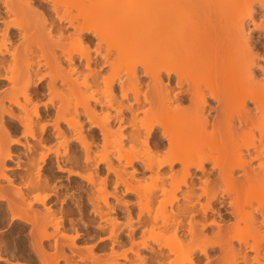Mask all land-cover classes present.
Masks as SVG:
<instances>
[{
  "label": "bare ground",
  "instance_id": "1",
  "mask_svg": "<svg viewBox=\"0 0 264 264\" xmlns=\"http://www.w3.org/2000/svg\"><path fill=\"white\" fill-rule=\"evenodd\" d=\"M1 5L0 24L3 26H0V53L1 55L10 53L9 60L13 55L10 61L14 63L7 64L6 68H3L6 70L5 73H2L3 70L0 67V74L2 73L0 90L6 83H11L13 89L17 90L19 87L21 90L11 91V87L10 89L8 87L11 91L10 95L9 91L4 92L8 86L6 84V89L4 87L0 93L3 95L1 97L7 94L4 97L5 100L8 97L9 101L6 103V108L10 102H13L14 105H18L19 109L16 107L18 110L23 109L21 110L25 113H21L25 115L21 116L17 109V115L14 114L15 106L13 107L12 104L10 105L13 108H9L13 110L6 109L2 102L3 98H0V224L18 223L12 226L11 230L8 229L7 231H10L7 234H0V262L25 264L18 261L26 259L29 262L35 254L37 258L35 262L38 260L41 264H58L61 258L66 260L65 264H74L76 262L73 261L74 255L73 258L72 254H70L71 257L66 256L65 248L58 246L60 241L57 240L66 238L71 241H69V249L70 251L74 249L73 254L78 253L75 251L81 248L90 252L89 257L81 250L80 253L84 256L80 254L82 257L80 261H85L86 254V259L90 258L93 264H99L100 256L94 253V246L80 248L77 245V247L76 238L79 234L68 235L67 230H61L66 226H64L66 217L71 215L68 211L73 212L71 209L68 210L70 205L69 208L66 207L68 211L65 208L59 210L62 202L66 200L60 201V205L58 201L59 207H51L50 204L54 202L51 201L50 204L47 202L52 195L55 197L60 195L56 198L63 199L61 194H64L55 191L57 185L51 182L54 181V179L51 180L52 175L49 174L51 177H48V173L42 172L43 169L45 170L43 164L48 159V155L54 153L56 157L53 158L57 166L55 171L58 169L64 172L67 165L78 167L79 170H72L69 167L67 173L92 185L90 190L88 189L90 193L87 192L89 197L87 200L91 202L96 213L95 219L99 215L100 221L106 220L109 223L111 228L107 237L113 242L119 234L117 228L120 231L118 227L120 222L116 217H111V212L116 209L109 201L111 197L125 206L128 216L127 225L132 226L134 220L129 206L137 205L140 210L138 218H141L145 212L149 215L142 224L144 225L145 222L147 224L150 219L149 224L152 222L150 231L157 228L169 229L174 234L172 236L176 242L180 243L179 247L184 241V244L186 242L190 244L208 240L211 237L218 238L223 229L245 223L253 235V243L250 244L247 239H239V246H236L230 239L225 243L219 241L217 244L224 254L231 256L234 264L239 261L244 264H252V262L264 264V252L261 251V242L264 240V0H2ZM18 17L19 19L21 17L23 22L20 23ZM15 38H19L16 39L19 42H16ZM69 46L75 47L76 52L70 51ZM15 51H18L23 59L27 55V63L25 60L23 62V59L18 60L20 57L15 58L18 53ZM113 54L115 56L117 54L116 59L113 58ZM4 59L0 58L2 67L6 61V58ZM64 60L66 64L69 63V68L64 64L67 66V72L63 66ZM20 61L23 69L19 68ZM116 61H121L123 67L116 68ZM23 63H26V68ZM53 63L57 65L54 70ZM41 67L45 72L49 69L54 73L42 71L41 75ZM104 68H109L108 75L103 76ZM20 69L22 72H18ZM55 73L57 75L54 77ZM61 73H63L62 76ZM45 76L51 77L48 84L41 82ZM58 77L61 79L59 82L67 85L66 88L69 87L68 91H65V87L62 86L55 87ZM23 78L25 83H21ZM18 79L20 84L16 86ZM6 80L8 82L3 84L2 82ZM38 82H41L44 87L47 85V96L59 94V99L61 97L60 100L58 99L59 102L64 103H59L58 111L54 110L56 112L54 116L48 115L49 119L51 117L54 120L55 118L52 117L57 116L53 125L50 120L45 121L47 118L44 115L45 119L44 121L41 119L43 123L40 125L42 122L39 109L41 101H37L38 95L36 96L34 92H37L35 89L38 85L35 89L34 87ZM100 82L105 86V92H103L106 96L102 95L103 98L102 91L99 92V88L96 90L100 86L97 83ZM93 83H96V88L90 92L88 90ZM115 84L119 85L120 91L115 90ZM32 85L35 86L32 87L34 90L31 88V94L28 90ZM60 90L66 96L65 92L71 91L72 94H70L75 100L71 96L64 97L65 95L61 92L56 93ZM33 92L36 96L35 102ZM42 92L39 95H42ZM20 97H24L25 99L22 100L25 101L21 103ZM54 97L49 99L50 102L44 100L43 107L47 108L46 102L54 105ZM116 99L118 101H115ZM73 104L75 108L71 107V109H75L77 117L67 118L61 114L63 110H66V113L72 111L69 107ZM98 105L107 108L102 110V116L98 113ZM78 106L82 107V115H85L84 118L86 117L89 121L91 126L90 129L87 128L91 131L89 133H85L84 125L79 121L81 112L79 113L80 109L77 111ZM115 106L114 114H112L111 110ZM28 107L31 108L30 111ZM53 107L56 108V106ZM47 111L49 112V109ZM115 113H119L120 116ZM6 114L20 122V126H23L20 132L23 133H17L19 126L6 127L7 123L4 122ZM34 118L39 119L37 122L40 121L38 125L42 134L49 124L55 127H52L56 132L53 137L63 139L62 141L60 139L61 142L57 139L61 143L60 149L63 146V152L59 148L53 149L49 146L48 141L51 136L46 137L48 134L44 135L46 138L37 136L40 131L37 129L38 125ZM115 119L120 124L116 130L113 126L111 129V124L114 125L113 122H116ZM60 120L68 124H66L67 128H74L76 136L73 137L69 133V137L74 138L72 140L76 142L75 146L77 143L80 144L78 145L85 154V159L82 157L84 163H81L80 157H77L79 154L76 156L75 152L73 153L74 150L70 151L68 156L71 138L69 139L67 132L68 130L73 132V130L70 128L64 131L65 128L62 127L61 129ZM15 132L19 134L18 137L23 134L24 137L30 136L36 140L31 141V145L28 142L30 137L28 139L26 137L29 143L26 145L24 137L25 143L22 142L21 137L14 138ZM98 136L101 137L102 145L100 146L104 145V150L107 149L109 142H117L119 147L114 144L117 147V150L115 149L118 152L117 155L114 154V156L112 154L114 151L110 150L114 158L108 154L97 162L95 155L91 156L92 148L99 144L96 145ZM13 143L26 147V151L22 152L27 153L26 162L22 161L23 155L20 152L16 154L17 160L14 161L16 162L14 167L18 164V168L24 167L26 171L22 170L24 171L22 175L19 173L20 179H16L14 174L11 176L6 173L7 161L15 156L13 150L10 151ZM57 145L59 147L58 143ZM93 153L97 155L96 151ZM65 155L67 157L64 159L62 156ZM122 160L125 161L124 164ZM64 162L69 164L67 163L64 167ZM99 162L106 163L105 170L109 175L104 173L108 176L100 175L102 168L98 167ZM139 163L140 165L137 166ZM127 167H131L132 170H128ZM49 170L52 169L49 168ZM80 170H89V172ZM57 174L53 176L58 177ZM110 175L111 178L113 175L116 177L113 191H108V184L111 185L108 179ZM138 175H143V178H137ZM147 175L151 177L152 185L145 187L143 183ZM58 179L59 177L55 178V181ZM2 180L7 186L2 185ZM51 183H55L54 189ZM59 185L61 187L62 183ZM120 185L124 187L123 193L136 195L139 200L137 202L125 200L123 198L125 194L122 192L123 195L120 194L121 189L118 190ZM82 187L81 190L78 186L74 188L75 191L83 193L87 188L82 190ZM56 192L60 194L56 195ZM80 192L74 195L78 198L75 200L71 198L72 203L75 201L78 205H76L78 211L74 208L75 203L71 208L77 212L82 210L83 204ZM249 192L256 193L257 201L260 203L259 207L252 211H246L241 202V196ZM31 193H33L32 197L34 196V198L31 197L33 200L28 198ZM177 194H180L184 200L182 206L178 205L180 197ZM55 197L53 199H56ZM202 197H206L204 203L200 201ZM34 202L43 205L46 212H43L44 209L42 213L39 212L41 208L39 210L34 208L32 206ZM46 203L50 206H46ZM102 203L105 204V208L101 205ZM154 203H157L155 208ZM175 203L179 206L176 211L173 209L167 211V205L173 207ZM64 204L68 206L67 203ZM217 204L220 206L216 207ZM221 208L225 209L224 213ZM74 213L75 211L72 214ZM187 216L190 217L187 221L188 226L182 219ZM197 217L201 219L197 220ZM81 219L83 220V217ZM66 220L71 221L70 218ZM160 220L161 224H159ZM49 226H52L50 228H53V233L47 232ZM101 226L105 227L103 224ZM211 226L216 227L217 230L215 229L216 232L214 230V234L210 236L205 231ZM27 227H30L28 232ZM134 230L132 229L129 233L130 238L133 237ZM54 233H61L63 238L56 234V237L61 239L55 238ZM53 237L55 250L51 254L50 251L53 249H50L49 253L47 248L53 245V241L46 242L47 247L44 241ZM101 239L104 240V238ZM67 241L63 242L67 244ZM137 243L135 241L131 243L129 251L136 255L135 261L138 259L140 264H148L145 254L142 255L137 249L140 246L148 247L146 239ZM135 244L138 247L134 249ZM249 251L254 253L252 257H249L251 255ZM201 252L206 258L208 257V247H202ZM117 254L128 260L127 250L121 255L119 252ZM168 256L169 253L158 249L155 257L152 258L157 264H163L169 258ZM117 257L109 264H121ZM12 259H15L14 263L11 262ZM187 259L193 264L192 258Z\"/></svg>",
  "mask_w": 264,
  "mask_h": 264
},
{
  "label": "rangeland",
  "instance_id": "2",
  "mask_svg": "<svg viewBox=\"0 0 264 264\" xmlns=\"http://www.w3.org/2000/svg\"><path fill=\"white\" fill-rule=\"evenodd\" d=\"M4 1V0H3ZM101 2V1H100ZM99 2V3H100ZM2 4V0H0V6H2L1 5ZM18 19V21L21 23V22H23V19H21V17H20V19H19V17L17 18ZM16 19V20H17ZM16 20H15V22H16ZM21 20V21H20ZM0 26L2 27L3 25L2 24H0ZM16 39H19V38H15V41L16 42H19V40H16ZM69 48H70V46H69ZM75 49V47H73V48H70V51H72L73 53H75L76 52V50H74ZM19 52H20V50H18ZM18 51H15L16 53L18 52ZM19 52L17 53V57H15V58H17L18 59V57H20L19 56ZM93 52V54H95L94 53V51H92ZM12 53V52H11ZM10 54V53H9ZM7 52L6 53H4V54H2L1 55V53H0V58L2 57V59H4V58H6V64H5V62L3 63L4 64V67H2V66H0L1 68H2V70L4 71H2V73H5V71L6 70H4L5 68H6V65L7 64H13L14 62H12V61H10L11 59H13L12 58V56H11V59L9 60V57H10V55H9ZM21 54V53H20ZM23 54H24V52H23ZM7 55V56H6ZM26 55V54H25ZM25 55H24V57H25ZM21 56H23L22 54H21ZM93 56H95V55H93ZM113 58L114 59H116L115 57H117V54H116V56H115V54H113ZM8 57V58H7ZM8 59V60H7ZM21 59H23L22 57H20V59H18V60H21ZM113 59V60H114ZM5 60V59H4ZM3 60V61H4ZM24 60L26 61L27 60V55H26V57H25V59H23V62H24ZM99 60H100V57H99ZM10 61V63H8ZM54 62V61H53ZM66 62V60H64L63 61V66H65L64 64H66L65 63ZM20 63L21 64H19V62H18V65H21V67L19 66V68H21V69H23L22 68V62L20 61ZM26 63H27V61H26ZM26 63H23V65L25 66V68H26V66L27 65H25ZM1 64H2V60H1ZM0 64V65H1ZM54 64V63H53ZM8 65V66H9ZM67 66H68V68H69V63L67 62V64H66ZM55 66H57L56 64H54V68H53V70L56 68ZM62 66V67H63ZM67 66H65L64 67V69L66 70V68H67ZM18 67V66H17ZM120 67H123V63L120 61H116V68H120ZM4 68V69H3ZM8 68V67H7ZM61 68V67H60ZM18 70V72L19 71H21L22 72V70ZM44 68L43 67H41V71H40V74H41V72L43 71V73L45 72V70H43ZM46 69V68H45ZM26 70V69H25ZM58 70H59V68H58ZM62 71H63V69H61ZM84 71L86 70V72H89V70L87 71V69H83ZM111 71V70H110ZM0 72H1V70H0ZM20 72V73H21ZM46 72L48 73V72H52V74L54 73L52 70H47L46 69ZM45 72V73H46ZM64 73H65V71H63ZM66 72H67V70H66ZM86 72H84V73H86ZM109 72V68L107 69H105L104 68V71H102V73H103V76L106 74V75H108L107 73ZM1 73V74H2ZM7 73V72H6ZM58 73L60 74V71H58ZM101 73V74H102ZM110 73V72H109ZM1 74H0V76H1ZM22 74V73H21ZM20 74V76H22ZM4 75H6V74H4ZM25 75V74H24ZM42 75V74H41ZM55 75H57V73H55L54 74V77H55ZM63 75V73H61V76ZM3 76V75H2ZM39 76V75H38ZM59 76V75H58ZM64 76H66L65 74H64ZM5 77V76H4ZM22 78V77H21ZM51 77L49 76H45V78L43 79V80H41V82L43 83V84H46L47 82H49V79H50ZM60 77H58V79H56V81H55V87H57V86H59V88L62 86V87H65L66 88V86L67 85H65V84H62V82H59L61 79H59ZM62 78V77H61ZM25 78H23V79H21V83L22 82H24L25 80H24ZM19 80V79H18ZM23 80V81H22ZM48 80V81H47ZM35 81L37 82V80H36V78H35ZM6 82H8L7 80L6 81H4V82H2L3 84H5ZM10 82V81H9ZM41 82H38L37 84H36V86L35 85H32L31 87H29V90H28V92H30L31 94H32V90H31V88L33 87V86H35L34 87V89L37 87V85H38V87H37V89H35V90H37V92L36 91H34L35 93H36V96L38 95V97L36 98V96H34L35 94H34V92H33V101L35 102V100L37 99V101L38 100H40L41 101V104L39 105V109L41 110H39L40 112H41V117L42 118H40V121H42L43 119H45V118H47V119H45V121L47 120H50V122H51V124L53 125V122L55 123V120H56V118H57V114L55 115L56 117H52V118H55V120L54 119H51V117H50V119H49V116L51 115V116H54V113H56L54 110L56 109L57 110V108L59 107V105L60 104H64V103H60L59 102V100L61 99V97H60V99H59V94L58 95H54V96H47L48 94H46V92L48 91L47 90V88H46V86L47 85H45V87H44V85H42V83ZM46 82V83H45ZM118 82V81H117ZM25 83V82H24ZM41 83V84H40ZM8 86H7V85ZM5 84V89H6V86H7V90H4V87L3 86H1V91H3L4 90V92H6V91H9V89H10V87L12 86V84L11 83H6ZM19 84H20V80L18 81V85H16V86H19ZM39 84H40V86H39ZM48 84V83H47ZM60 84H62V85H60ZM94 84V83H93ZM93 84H91L90 85V87H89V90L88 91H90V92H92V91H94L95 89L94 88H96L95 87V85H96V83L93 85ZM64 85V86H63ZM97 85H100V86H98L97 87V89L96 90H98V88H99V92L100 91H102L101 93H103V94H101V97H102V95L105 97L106 95H104L105 93V86L103 85V83L102 82H100V83H97ZM20 86H22V85H20ZM24 86V85H23ZM22 86V87H23ZM102 86H104V87H102ZM8 87H9V89H8ZM119 87L118 86V84H115V90H117V88ZM18 89H20L19 87H17ZM44 88V89H43ZM58 88V87H57ZM56 88V89H57ZM64 88V90L65 91H68V88H66L65 89ZM90 88H92V89H90ZM101 88V89H100ZM15 89V88H14ZM13 89V87H11V91L12 90H14ZM16 90V91H19V90ZM33 89V88H32ZM33 89V90H34ZM62 89V88H61ZM103 89V90H102ZM21 90V89H20ZM31 90V91H30ZM39 90H42V91H44V97H43V95H39L38 94V91ZM47 90V91H46ZM55 90V89H54ZM64 90L62 89V91L64 92ZM92 90V91H91ZM0 91V92H1ZM11 91H9V94H10V92ZM57 91H58V89H57ZM56 91V93H60L61 92V90L59 91V92H57ZM104 91V92H103ZM3 93V92H2ZM7 93V92H6ZM13 93V92H12ZM48 93V92H47ZM54 93H55V91H54ZM62 93V92H61ZM66 94H67V96L64 94V93H62L63 95H65L64 97H69L70 98V96H71V91L70 92H65ZM71 93V94H70ZM9 94H8V96H9ZM50 94V93H49ZM70 94V95H69ZM99 94V93H98ZM116 94H117V96H118V93H117V91H116ZM1 93H0V98H3V103H4V105H5V108H6V103H8L9 101H8V97H7V100H5L4 99V97H6V95L4 96V97H1ZM11 95V94H10ZM63 95H62V97H63ZM97 95V94H96ZM3 96V95H2ZM21 96V95H20ZM40 96V97H39ZM97 96H99V95H97ZM41 97H43V98H41ZM47 97H49V99L50 98H52V97H54L53 99L55 100V104L53 105H51V104H48L50 101H49V99L47 98ZM56 97H58V98H56ZM19 98V97H18ZM24 98V97H23ZM22 97H20V99H19V101L22 103L23 101H25V100H22L23 99ZM36 98V99H35ZM39 98V99H38ZM71 98H73V96H71ZM103 98V97H102ZM25 99V98H24ZM46 99H48V100H46ZM59 99V100H58ZM63 99V98H62ZM117 99L119 100V98L117 97ZM115 100V101H118V100ZM4 100H5V102H4ZM44 100L45 101H49V102H46L47 103V108L49 109V112L47 111L48 109L45 107H43V102H44ZM64 100V99H63ZM73 100H75V98H73ZM105 100H106V98H105ZM120 100H121V97H120ZM0 101H1V99H0ZM37 101H36V103H37ZM40 101L38 102V104L40 103ZM57 101V102H56ZM60 103V104H59ZM115 103V102H114ZM119 103V102H118ZM10 104H12V106L14 107L15 106V108H13V107H11V105ZM10 104H8V108L9 107H11V108H13L14 109V111L13 112H15L14 114H16L17 115V113H16V109L18 108L19 109V107H18V105H14L13 104V102H10ZM24 104V103H23ZM57 104V105H56ZM72 104V103H71ZM116 104H117V102H116ZM50 105V106H49ZM53 106H56V108L55 107H53ZM113 106H114V104H113ZM112 106V107H113ZM17 107V108H16ZM29 107H30V104H29ZM29 107H28V109H29ZM31 107H32V105H31ZM50 107V108H49ZM71 107H74L75 108V105L73 104V106L72 105H70V107H69V110L71 109ZM103 107H105V109H103ZM103 107H101L102 109H100V107H97V109L99 110L98 111V113H99V115L101 114V116H102V113H103V111L102 110H106L107 108H106V106H103ZM8 108H6V109H8ZM11 108H9V109H11ZM45 110H44V109ZM74 108H72L71 110L72 111H69L70 112V114H69V112L67 111V113H66V110H63V111H65V112H61V114H63V115H65V117L67 116V118L68 117H77L76 116V112L74 111L75 109ZM13 109H11V110H13ZM17 109V112L19 113L20 112V115L22 116H24L25 114H22L24 111H22L23 109L22 108H20V110H18ZM22 109V110H21ZM31 109V108H30ZM30 109H29V111H30ZM81 111H80V110ZM110 109H112V108H110ZM79 110V121L80 122H82L83 123V125H84V131H85V133H89V132H91V131H89L87 128H91V126H89L90 124H89V121H87L88 119L85 117L84 118V116L85 115H82L83 113V109H82V107H80L79 108V106H78V109H77V111ZM101 110V111H100ZM58 111V110H57ZM113 113H114V111H115V109H113V110H111ZM118 111V110H117ZM116 111V112H117ZM22 112V113H21ZM111 112V113H112ZM25 113V112H24ZM49 113V114H48ZM67 115H66V114ZM112 113V114H113ZM19 115V114H18ZM19 115V116H20ZM43 115L45 116V118H43ZM49 115V116H48ZM5 119H4V122H6L7 124H5L6 125V127L8 126L9 127V125H10V127H12V125L10 124V122L8 123V120L6 119V118H8V115L6 114L5 116ZM81 117V118H80ZM36 119V121L35 122H37V120H39L38 118H34V120ZM42 119V120H41ZM82 119V120H81ZM52 120V121H51ZM39 121V122H40ZM44 121V120H43ZM43 121L42 122H40V125H41V123H43ZM62 120H60V122H61ZM70 121H72V120H70ZM39 122H37V125L39 124ZM45 123V122H44ZM48 124H49V122H47ZM51 124H49V126L47 127V129L45 130V132L42 134V132H41V130H39L40 129V125H38L37 127V129L40 131V133L37 135L38 137H42L43 138V136L44 135H46V134H48V135H46V137H48V136H51V138L49 139V146L50 147H52L53 149L56 147V149L57 148H59V150L61 151V152H63V150H62V148H63V146L61 147V149H60V145H61V141L63 140V139H61V141H60V139L59 138H56V137H53L54 135V133H56V132H54L55 130L52 128V127H54V126H52ZM67 123H65V121H63V122H61L59 125H60V128L62 127V128H65L64 129V131H67L68 129H70L71 128V130H73V132L72 131H70V130H68V137H69V133H71V136H76V133H74L75 132V130H74V128L72 129V127H70V128H67L68 126V124L66 125ZM113 124H114V122H113ZM119 123L118 124H114V125H112L111 124V129H112V126H113V128L114 127H116L115 128V130L117 129V128H119ZM51 126V127H50ZM7 127V128H8ZM9 127V128H10ZM55 128V127H54ZM61 128V129H62ZM67 129V130H66ZM53 130V131H52ZM87 130H88V132H87ZM130 130V129H129ZM39 131H37V133L39 132ZM47 131V132H46ZM52 131V132H51ZM70 131V132H69ZM15 134H17L16 132H15ZM72 134H74V135H72ZM24 137V136H23ZM27 137V136H26ZM26 137H24V138H21L22 139V142H24L23 141V139L24 140H26L25 142H26V145H28L29 143L32 145V142L31 141H35L36 139H33V138H31L30 136H28V137H30L29 139H28V137H27V139L28 140H30V141H28L27 142V139H26ZM45 136H44V138H46ZM73 137H69V139H70V141L69 142H75V141H73L74 140V138ZM99 137V136H98ZM72 138H73V140H72ZM57 139H59V141L60 142H58V140ZM98 139V141H97V143H96V145L98 144V146H96V147H93L92 148V151L90 152L91 153V156L92 157H94L93 155H95V159L97 160V162H98V160H100V159H102V158H105L108 154V156H112V158H114V154H116V153H118V152H116L115 151V149L117 148V147H119V145L117 144V142H113V141H111V142H109V144L107 145L108 147H106L107 149L106 150H104V145L103 146H100V145H102V143H101V139H99V138H97ZM21 141V140H20ZM24 142V143H25ZM56 142V143H55ZM102 142H103V140H102ZM113 142V143H112ZM28 143V144H27ZM38 143V142H37ZM57 143L59 144V147H57L58 145H57ZM104 143V142H103ZM111 143V144H110ZM114 144H116V146L114 145ZM128 143H126V145H127ZM12 145V144H11ZM71 143L69 144V148H68V156H69V153H70V149H71ZM114 145V146H113ZM101 148H100V147ZM113 146V147H112ZM115 147V148H114ZM127 147H128V145H127ZM103 148V149H102ZM129 148V147H128ZM82 149V148H81ZM13 149L12 148H10V151H12ZM113 150L114 152L112 153V154H110V152ZM117 150V149H116ZM83 151V150H82ZM97 152V155L95 154V153H93V152ZM108 151H109V153H108ZM80 152V151H79ZM18 153H19V151H18ZM37 153H39V152H37ZM13 154H14V151H13ZM40 154V153H39ZM19 155H21V154H19ZM55 156V154L54 153H51V154H49L48 156L49 157H47L48 159H46V162L48 163V162H50V163H48V165H47V163L45 162L44 164H43V167L45 168V170L43 169V167H42V172H44V173H48L47 175H48V177H51L49 174H51L52 175V178H51V180L52 179H54V181L52 180L51 182H55L56 183V185H55V183L54 184H52L51 186L53 187V189H54V187H55V191H57V192H63L64 191V189L62 188L63 187V185L60 187V185L59 184H63V183H72V184H75L76 183V185L79 187L78 189L79 190H81L80 188L82 187L83 189L82 190H85L84 188L86 187L87 188V190L89 189L90 190V185L91 184H89V183H87L85 180H79V182L78 181H75L74 179H80V178H76V177H74V175L72 174V175H69V176H67V179H69L68 181H65L64 180V175H66V173L68 172L67 171V169L70 167L69 165H67V163L69 164V162H64L65 164H63V166L65 165H67L66 167H67V169L64 171V172H55V171H53V169L55 170V168H57V166H56V162L54 161L55 159L54 158H52V159H50V156ZM117 155V154H116ZM84 156H85V154H84V151H83V159H85L84 158ZM97 156V157H96ZM56 157V156H55ZM63 158L64 157H67V155H65V156H62ZM81 158H82V156H81ZM21 159V158H20ZM19 159V160H20ZM50 159V160H49ZM65 159V158H64ZM115 160V163L117 162L116 161V159H114ZM52 161V162H51ZM123 161V164H124V160H122ZM20 165H22V162L20 161ZM51 163H53V164H51ZM62 163V162H61ZM84 163V162H83ZM94 164L96 163V162H93ZM10 164V165H9ZM15 163H13V162H11V160L10 161H7V170H8V172H7V170H6V173H8L7 175H11L12 176V173L14 172V171H12V169H11V167L12 166H15L14 165ZM93 164V165H94ZM105 162H99L98 163V167L100 168H102L103 166H105ZM117 164V163H116ZM17 165V167H18V164H16ZM140 165V163L139 164H137V166H139ZM9 166H10V168H9ZM52 166H53V168H52ZM64 166V167H65ZM96 166V165H95ZM20 167H22V166H20ZM94 167V166H93ZM93 167H91V168H93ZM178 167V166H177ZM49 168L50 169H52V170H49ZM74 168V169H73ZM10 169V170H9ZM19 169H21V168H19ZM69 169H72V170H77L78 169V167L77 168H75V167H70ZM80 169V168H79ZM78 169V170H79ZM127 169L128 170H132V168L131 167H127ZM49 170V171H48ZM83 170V169H82ZM82 170H80V171H82ZM93 170V169H92ZM19 171H21L22 172V170H19ZM25 171V170H24ZM23 171V172H24ZM51 171V172H50ZM87 171L89 172V170H85V171H82V172H86L87 173ZM12 172V173H11ZM26 172V171H25ZM52 172H53V174H52ZM44 173H42L43 175H44ZM58 173V174H57ZM23 174V173H22ZM45 174V175H46ZM59 175V176H61V177H59V179H61L62 181H60V182H58V181H55V178L57 179L58 177H54L53 175ZM68 174H70V173H68ZM103 175L104 173H100V175ZM24 175H25V173H24ZM23 175V176H24ZM138 176H140V177H138ZM137 176V178H141L143 175H138ZM143 178V177H142ZM73 180V181H72ZM70 181V182H69ZM3 182H5L4 180H2V185L4 184V185H6L5 183H3ZM17 183H18V181H16ZM83 182V183H82ZM135 182V181H134ZM59 183V184H58ZM82 183V184H81ZM87 183V184H86ZM152 182H151V177L149 176V175H147L146 176V178L144 177V183H143V185H145V187H148V186H151L152 184H151ZM83 184H85V185H83ZM59 185V186H58ZM82 185V186H81ZM7 186V185H6ZM81 186V187H80ZM92 186V185H91ZM57 187H59V188H57ZM91 188H94L95 189V187H91ZM57 189V190H56ZM75 189V188H74ZM120 189H121V185H120V187L118 188V190L120 191ZM60 190H62V191H60ZM109 190H114V188H111V187H109L108 186V191ZM57 192H56V195H59L60 193H58L57 194ZM42 193V192H41ZM45 193V192H44ZM6 194V193H5ZM34 194H36V193H34ZM43 194V193H42ZM120 194H122L121 193V191H120ZM123 194H125V193H123ZM122 194V195H123ZM32 195H33V193H31V194H29V200H33L32 198H34V196L32 197ZM177 195H179L178 197H180V199H179V201H178V205L179 206H182L183 205V198H181V195L180 194H177ZM10 196V194L8 195V197ZM60 196V195H59ZM59 196H56V197H59ZM61 198H63V199H59V198H56L55 196H53L52 195V197H50L48 200H47V202H48V204H50L51 203V201L53 202V198L55 197L58 201H59V205L61 204V202L62 201H65L64 203H66L68 200V198L67 197H64L62 194H61ZM6 197H7V195H6ZM32 197V198H31ZM31 198V199H30ZM65 198H67V199H65ZM123 198L125 199V200H130V201H134L135 200V202H137L138 200H139V198H138V196L136 197V195H131V194H125V195H123ZM205 198L206 197H202V198H200V201L201 202H205ZM50 201V202H49ZM61 201V202H60ZM109 201H110V203H111V205L113 206H115L116 207V209L118 208V207H120V208H123V209H125L126 210V208H125V206L123 205V204H119L116 200V203H113L112 202V199L111 198H109ZM241 202H242V204H243V206H244V209L246 210V211H252V210H254L255 208H257V207H259V201H257V195H256V193H253V192H249V193H246L245 195H243V196H241ZM63 202H62V204L60 205L61 206V208L59 207V210L61 209V210H63V208L66 206V204H64ZM118 203V204H117ZM47 203H46V206L48 205ZM58 204H56V205H51V207H57L58 206ZM115 204H117V205H115ZM155 205H154V208L156 207V204L157 203H154ZM181 204V205H180ZM101 205H103L104 206V208H105V204H101ZM123 205V206H122ZM5 206V205H4ZM34 208L36 207V209H42V210H39V212L41 211H43V209H44V211L43 212H46L45 211V207L43 208V205H41L40 203H36V202H34L33 203V205H32ZM48 206H50V205H48ZM118 206V207H117ZM135 205H130L129 206V208L131 209V213H132V216H133V218H134V220H133V225L132 226H129V225H127V220H128V216L127 217H125V218H121L120 217V214H119V212L115 209V211H113V212H111V217L113 218H117V219H119V222H120V224H119V226L118 227H120V231H119V229L117 228V233H119V234H117L118 236H117V239H116V241L115 242H113L111 239H108V235H109V233H110V225H109V223L106 221V220H102V221H100V217H99V215H97V219H95L96 218V215H94V214H96V213H92V215L91 216H89V219H87V218H83V220L80 218V219H78V220H75V221H73V223H72V225H71V228H67L66 226V224L64 223V228L62 227V231H63V229L66 231V233H69L68 235H70V234H79V236H78V238H76V246L78 245L80 248L81 247H86V246H88V245H91V246H94V253H96L97 255H99L100 256V258H99V264H109L110 263V261H112L113 259H116V255H118L117 253L119 252L120 253V255L122 254V253H124L126 250H127V255H128V260L127 259H125V258H122L121 256V258L119 257V255H118V261L121 263V264H140V261L137 259V261H135L134 260V257H135V259H136V255H134V253L133 252H130L129 251V249L128 248H130L131 247V243H133L134 241L137 243V244H139L140 243V241H142V240H144V239H146V241H147V246L148 247H141L140 245V247H138V245L136 246V244H135V246L136 247H134V249L135 248H137V249H139V251H140V253L143 255V254H145L144 256L146 257V259H147V263L148 264H157V262H156V260H154V258H152V257H155V254H156V251L158 250V249H163L164 251H166V253H169V258H167L166 260L167 261H164L163 262V264H192L191 262H188L187 260V258H192V261H193V264H234L233 263V259L231 258V256H228V255H226V254H224V252L222 251V249H220V247H219V245L217 244L219 241H221L222 243H225V242H227L228 240H230V239H232L233 240V243L236 245V246H239V243H238V241H239V239L240 240H244V239H247L248 240V242L251 244V243H253V239H252V234H251V232H249V229H248V227L245 225V223H240L238 226H232L231 228H228V229H223L222 231H221V233H220V235H219V237L217 238V237H211L210 239H208V240H202V241H200V242H198V243H190L189 244V242H188V244H187V242H186V244H184V242H181L182 243V246L181 247H179V245H180V243H178V242H176V240L174 239V237L172 236V235H174L172 232H170L169 231V229L167 230V229H165V230H163L164 228L163 227H161V229L162 230H160V228H157V229H153V231H150V228H151V224H152V222H150V224H149V220L147 221V224H146V222L144 223V225L142 224V221H146V218H149V215H148V213L147 212H145L144 213V215H142L141 216V218L139 217L138 218V213H139V209H138V207H137V211H138V213H137V216L134 214L135 213V211H136V209H134L135 207H134ZM179 206H177V203H175V205H173V207H171L170 205H167V211H171L172 209L173 210H175L176 211V208L177 207H179ZM197 206H199V204L197 205ZM218 206H220V205H218L217 204V206L216 207H218ZM34 208H33V210H34ZM199 208H200V206H199ZM53 209V208H52ZM37 210V211H38ZM57 210H58V208H57ZM221 211H222V213H224L225 212V209H223V208H221ZM42 212V213H43ZM126 212H127V210H126ZM58 214V213H57ZM68 215V214H67ZM82 215V216H81ZM117 215V216H116ZM126 215V214H125ZM59 216V215H58ZM57 216V217H58ZM61 216V215H60ZM59 216V217H60ZM79 216H81V217H83V214H79ZM95 216V217H94ZM58 217V218H59ZM187 219V220H185V219ZM199 218V219H198ZM216 218V220H219V218L218 217H215ZM64 219H65V216H64ZM141 219V220H140ZM145 219V220H144ZM183 219V222H185L184 224L186 225L188 222L187 221H189L190 220V217H183L182 218ZM201 218L200 217H197V220H200ZM141 221L140 222V224H138L137 222L138 221ZM234 220V219H233ZM66 221V220H65ZM98 221V222H97ZM135 221V222H134ZM209 222H210V220H208ZM16 222H18V221H16ZM99 222H101L100 224L102 225L103 224V226H105V227H103L102 228V226L100 225V227L98 228V223ZM162 223V221L160 220L159 221V224H161ZM208 222V223H209ZM223 222V221H222ZM18 224V223H17ZM16 223H14V224H11V223H9V225H8V223H7V225L6 224H0V229H2V230H0V234H7L11 229H12V226L14 227L15 225H17ZM1 225H2V227H1ZM90 225H96L97 227H92V226H90ZM127 225V226H126ZM6 228V229H4L3 230V228L4 227ZM80 226H85V227H83V228H81ZM160 226V225H159ZM186 226H188V224L186 225ZM200 226V225H199ZM31 227V226H30ZM30 227H27V232L29 231L28 230V228H30ZM50 227H52V226H49L48 227V229L50 228ZM133 227V228H132ZM66 228V229H65ZM101 228V229H100ZM8 229H10L9 231H7ZM47 229V232L48 231H51L52 233H53V231L54 230H52L53 228H50V230H48ZM103 229V230H102ZM132 229H135L134 231H135V233H134V235H133V240H132V238H130V236H129V233L132 231ZM217 230V228L216 227H214V226H211V227H209L205 232L207 233V234H209L210 236H211V234H214V232H216V230ZM73 230V231H72ZM76 230V231H75ZM102 230V231H101ZM145 230V231H144ZM152 230V229H151ZM156 230H157V232H156ZM215 230V231H214ZM4 231V232H3ZM109 231V232H108ZM168 231V232H167ZM214 231V232H213ZM50 232V233H51ZM49 233V232H48ZM60 235L61 233H54V236H55V238H60V237H56V235ZM72 234V235H73ZM180 234H182V233H180ZM73 235V236H74ZM61 236V235H60ZM157 236V239L155 240V237ZM62 237V236H61ZM63 238V237H62ZM100 238H104V240H100ZM154 238V239H153ZM61 239V238H60ZM53 242H52V241ZM62 240V241H61ZM61 240H57V241H60L59 242V244H58V246L60 245V247L61 246H63L64 248H65V254H66V256H68V257H71V255L70 254H72V258H73V255H74V258H73V261L75 262H77V263H79V264H82V263H85V264H93V262H91L92 260H89L88 258L86 259V254L90 257L91 256V254H90V252H88L87 250L86 251H84L85 250V248H81V250H83L82 252H86V254H85V257H84V259H85V261H80V259L82 258L81 256H80V251L81 250H76L75 252H78V253H76V254H73L72 252H74V249L72 248V250L73 251H70V249H69V241L70 240H66V238L65 239H61ZM179 240V239H178ZM181 240V239H180ZM52 242V244L54 245V237L53 238H50L49 240H45L44 241V243H45V245L48 243V242ZM63 241H65V243H66V241L68 242L67 244H65ZM133 241V242H132ZM47 242V243H46ZM71 242V241H70ZM112 242H113V244H112ZM51 244V243H50ZM49 244V245H50ZM64 244V245H63ZM94 244V245H93ZM213 244V245H212ZM214 244H215V246H214ZM243 245H244V243H242ZM261 251H262V253L264 252L263 250V248H264V240L261 242ZM49 246L48 248H47V251L49 252L50 251V249H53L52 251H50L51 252V254H53V251L55 250V245L54 246ZM68 245V246H67ZM113 245V246H112ZM48 245H46V247H47ZM77 246V247H78ZM153 247V249H152V247ZM208 247V257L206 258V256H204V253H202L201 252V248L202 247ZM211 246H214V247H211ZM45 247V248H46ZM53 247V248H52ZM89 247V246H88ZM112 247V248H111ZM76 248V247H75ZM243 248H244V246H243ZM49 249V250H48ZM79 249V248H78ZM263 249V250H262ZM114 251H116V252H114ZM49 252V253H50ZM67 252V253H66ZM114 252V253H113ZM250 252V251H249ZM55 253V252H54ZM115 254V255H114ZM251 254V255H250ZM250 256L249 257H252L253 256V252L251 251L250 252ZM33 255H35V254H33ZM32 255V258L34 259H32V260H29V262H28V260H24L23 261V259L21 260V261H18V262H23V263H25V264H36V263H38V262H40V261H38V260H36V262H35V259H37L36 258V255L35 256H33ZM81 255H83V253L81 254ZM3 256H5V258L7 257V255H3ZM84 256V255H83ZM87 256V257H88ZM81 257V258H80ZM151 259H153V260H151ZM13 260L15 261V259H12V261L11 262H13ZM78 260V261H77ZM28 263H27V262ZM32 261H34V262H31ZM72 260H71V262H73ZM73 262V263H74ZM75 262V263H76ZM14 263V262H13ZM65 263H67L66 262V260H64V259H60L59 260V263L58 264H65ZM74 263V264H75ZM0 264H6V263H2V262H0ZM38 264H41V263H38ZM237 264H244V262L242 263L241 261H239ZM252 264H257V263H255V262H252Z\"/></svg>",
  "mask_w": 264,
  "mask_h": 264
},
{
  "label": "flooded vegetation",
  "instance_id": "3",
  "mask_svg": "<svg viewBox=\"0 0 264 264\" xmlns=\"http://www.w3.org/2000/svg\"><path fill=\"white\" fill-rule=\"evenodd\" d=\"M118 86H119V85H118ZM117 89L119 90L120 87H118ZM0 91H1V90H0ZM119 91H120V90H119ZM119 91H118V92H119ZM40 92H42V91L39 90L38 94H41ZM44 94H45V93L42 92V95H44ZM98 107H99V105H98ZM100 108H101V107H100ZM115 108H116V106L114 107V109H115ZM116 110H118V109H116ZM113 114H114V113H113ZM116 114H117V113H115V115H116ZM117 115L120 116L119 113H118ZM129 115H130V113H129ZM9 119H13V120L10 121ZM115 120H116V122L118 123V120H117V119H115ZM115 120H114V121H115ZM8 121L10 122V124L12 125V127H14V126L17 127V126H19V127L17 128V131L20 132V130H23V129H21V127L23 128V126H22V125L20 126V122H19L17 119L11 118V117L9 116V117H8ZM12 121H13V123H11ZM116 122H114V124H117ZM19 132H17V133H19ZM21 132H22V131H21ZM98 133H99V132H98ZM99 136H100V135H99ZM99 139H101V137H99ZM75 143H76V142H71V146L73 145L72 147L74 148V149H73V148L71 147V148H72L71 151L74 150L73 153L75 152V155H76V156L79 154V156H77V157H80V159H81V163H83L84 160L81 158V156L83 157V151H82L81 147H79L80 144L77 143L76 146H75ZM78 144H79V145H78ZM19 146H20V145H19ZM74 146H75V147H74ZM20 147H21V149H20L19 152L23 155L22 161H23V162H24V161L26 162V157H25V156H26L27 153H26V154H25V153H22V152H25V151H26V150H25L26 147H23V145H21ZM78 147H79V148H78ZM75 148H76V149H75ZM76 150H77V151H76ZM79 151H80V152H79ZM76 153H77V154H76ZM14 155L16 156V154H14ZM54 157H55V156H54ZM54 159H55V158H54ZM12 160H13V159H12ZM12 160H11V161H12ZM71 160H72V159H71ZM54 161H55V160H54ZM12 162H13V163H16V162H14V160H13ZM13 167H14V166H13ZM15 168H16V169H15ZM11 169H12L13 171L15 170L12 174H14V175L16 176V179H20V178L18 177V176L20 175L19 173H21V175H22L23 171H22V172L19 171L20 169H19L18 167H14V168L11 167ZM18 169H19V170H18ZM105 169H106L105 166H103L102 169H101V173H104V172H105V173L108 174L107 170H105ZM21 170H25L24 167H23V169H21ZM104 170H105V171H104ZM54 171H55V170H54ZM56 171H57V172H60V171H58V169H57ZM56 171H55V172H56ZM17 172H18V173H17ZM16 173H17V174H16ZM105 173H104L103 175L101 174V176H102V177H104V176L106 177L107 174L105 175ZM112 174H113V173H112ZM112 174H111V175H112ZM108 175H109V174H108ZM108 175H107V176H108ZM111 175H110L109 178H108L109 181L111 182V185H110V183H109L108 185H109V187L113 188L114 185H115V184H114V183H115L114 181H115V178H116V177L113 175L114 177L112 176V178H111ZM66 176H67V175L64 176V180H65V181H68V179L66 178ZM58 177H60V176L58 175ZM74 177L79 178V177H77V176H74ZM110 178H111V179H110ZM74 180H75V181H77V180L79 181V180H83V179H74ZM58 181H61V179H58ZM63 184H64V185H63ZM63 184H62V185H63V189H64V192H62V193H64L63 195H66V194H67L65 197H68V196L70 197V198H68V202H66L68 206H65L64 208H65V210H67V208H69V205H70V208H69L68 210L71 209V210H73V212L75 211V213L72 214V213H73L72 211H71V212H72V213H71V212H69V211L67 210L68 213L71 214V215H70L71 217H70L69 214H68V216H69L68 218H70L71 221L69 220V222H68V220H66V219H68V218L66 217V219H65V220H66L65 223H66V225H67V228H71V225H72L73 221L78 220V219L81 218V216H79V213H80V212H81V214L84 213L83 218H87V219H89V216L92 215V213L94 212V209L92 208L93 206H92L91 202H90L89 200H87V199H89V197H88V195H87V192H88L89 190H85V191H83V193H82V192L77 191V190L75 191L74 187L77 186L76 184H72V183H63ZM113 184H114V185H113ZM67 185H68V186H67ZM74 185H76V186H74ZM84 185H85V184H84ZM70 187H72V188H70ZM70 190H71V191H70ZM109 191H111V190H109ZM73 192H74V193H73ZM79 192H80V195L82 196L81 201H82L83 204H82V210H81L80 212H77V211H78V207H76L77 204H76L75 201H74V203H75V205H74V203H72V201L75 200L76 198H78V197H76V196H74V195H78ZM84 192H85L86 194H85ZM121 192H122V193L124 192V187H123L122 185H121ZM65 193H66V194H65ZM71 193H72V194H71ZM77 193H78V194H77ZM89 193H90V191L88 192V194H89ZM84 196H85V197H84ZM86 197H88V198H86ZM71 198H72L73 200H72ZM111 199H112V202H113V203H116V201H115V199H114L113 197H111ZM71 200H72V201H71ZM56 201H57V202H56ZM85 201H87V202H85ZM53 202H54L55 204L52 203V204H50V205H56V204L58 203V200H57V199H54ZM69 202H70V203H69ZM89 202H90V203H89ZM85 204H86V205H85ZM72 205H74L75 207L72 206ZM77 206H78V205H77ZM83 206H84V207H83ZM58 207H59V206H58ZM60 207H61V206H60ZM66 207H67V208H66ZM71 207H74L77 211H76L74 208L72 209ZM86 208H87V209H86ZM92 209H93V210H92ZM134 209H136V211H135L134 214L137 216V213H138V211H137V206H136ZM79 210H80V209H79ZM67 211H65V212L67 213ZM82 211H83V212H82ZM117 211L119 212L121 218H125V217H127V215H125V214H127V212H126L125 209L118 207V208H117ZM94 215H96V214H94ZM65 216H67V215H65ZM71 222H72V223H71ZM90 226H92V227H97L96 225H90ZM80 227L83 228V227H85V226H80Z\"/></svg>",
  "mask_w": 264,
  "mask_h": 264
},
{
  "label": "crops",
  "instance_id": "4",
  "mask_svg": "<svg viewBox=\"0 0 264 264\" xmlns=\"http://www.w3.org/2000/svg\"><path fill=\"white\" fill-rule=\"evenodd\" d=\"M20 133H23V132H19V134H20ZM19 134H16V135L14 136V138L16 139V138L18 137ZM23 136H24V135L21 134L19 137L23 138ZM19 137H18L17 139H19ZM21 138H20V139H21ZM15 145H16V146H15ZM17 145H18V147H17ZM12 149H13V151H14L15 154H18V151L21 149V147L19 146V144L13 143V144H12ZM15 157H16V156H14V158H13L14 161L17 160V158H15ZM50 157L53 158V156H50ZM51 158H50V159H51ZM66 175L68 176L69 174L66 173ZM1 203H2V202H1Z\"/></svg>",
  "mask_w": 264,
  "mask_h": 264
}]
</instances>
